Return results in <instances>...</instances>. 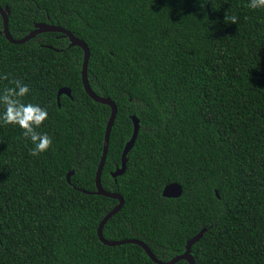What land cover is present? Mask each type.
<instances>
[{"label": "trees", "instance_id": "trees-1", "mask_svg": "<svg viewBox=\"0 0 264 264\" xmlns=\"http://www.w3.org/2000/svg\"><path fill=\"white\" fill-rule=\"evenodd\" d=\"M249 3L0 0L15 39L41 21L82 39L91 89L117 107L101 185L123 205L105 239H140L166 261L205 228L194 264H264V9ZM82 62L61 32L22 43L0 33V93L27 84L23 100L47 110L37 131L53 142L34 156L22 129L0 124V264H157L136 243L98 238L118 202L93 192L111 107L85 91ZM60 87L70 95L58 105ZM131 115L137 136L113 176ZM172 182L182 193L163 196Z\"/></svg>", "mask_w": 264, "mask_h": 264}, {"label": "water", "instance_id": "water-1", "mask_svg": "<svg viewBox=\"0 0 264 264\" xmlns=\"http://www.w3.org/2000/svg\"><path fill=\"white\" fill-rule=\"evenodd\" d=\"M8 13H9V7L8 5H5L4 7H2L0 5V15L2 17V28H0V33H4L5 37L13 42V43H22L27 41L28 39L34 37L37 33H41V32H46V31H58L61 32L62 34L66 35L69 39V46L72 45H77L80 46L83 49V62H82V69H81V80L84 86L85 91L88 93V95L94 99L95 101L101 102V103H105L110 105L111 107V112H110V116L108 119V122L106 124V128H105V134H104V142H103V149H102V154L100 156V160L95 172V186L96 189L95 193L97 194H102L108 197H113L116 198L118 200L117 204L112 207L104 216L103 218L100 220L98 226H97V235L100 241H102L104 244L107 245H119V244H123V243H136L138 245H140L141 247H143V249L146 251V253L148 254V256L157 264H173L176 261L180 260V259H184L188 262V264H194V257L191 253V246L192 244L197 241L201 235L203 234V231L205 228L201 229L198 233H196L195 235H193L192 237H190L189 239H187L185 246H184V251L180 254H177L175 256H173L171 259L163 261L158 259L154 253L151 251V249L147 246L146 243H144L142 240L137 239V238H124V239H120V240H108L105 239L102 236V228L105 224V222L113 215L115 214L123 205V198L122 196L117 193V192H110V191H106L103 189L102 185H101V172H102V168L106 159V154H107V149H108V142H109V135H110V131H111V126L113 124L114 118H115V114H116V110L117 107L115 105V103L106 96H100L97 95L90 87L89 85V81L87 78V63H88V58H89V48L87 46V44L80 38L76 37L75 35H73L69 30L65 29L62 26L56 25V24H51V23H47V22H36L34 24V28L32 30H30L26 35H24L21 38L15 39L12 37V35L10 34L9 28H8ZM65 93L67 95H70V89L68 87H60L58 89L57 92V98H58V105H59V96ZM131 119H132V123H133V130H132V134L130 139L125 143L122 153H121V164L119 167H116V169L111 173L113 176H117L120 175L124 172L125 167H126V160H127V152L130 150V148L133 146L134 141L136 139L137 136V132L139 129V119L135 116V115H131ZM74 171L71 170L67 173V180L69 181V176L73 173ZM87 192V191H86ZM182 193V187L180 184L172 182V183H168L164 186L163 190H162V195L163 196H167V197H177Z\"/></svg>", "mask_w": 264, "mask_h": 264}, {"label": "clouds", "instance_id": "clouds-1", "mask_svg": "<svg viewBox=\"0 0 264 264\" xmlns=\"http://www.w3.org/2000/svg\"><path fill=\"white\" fill-rule=\"evenodd\" d=\"M249 7L264 9V0H250ZM29 93V86L20 82H15V87L6 88L0 93V106L3 107L0 112V124L15 125L22 129L24 137L34 145L31 154L36 156L47 152L53 142L47 133L37 131L49 118V114L37 104L24 102L23 98Z\"/></svg>", "mask_w": 264, "mask_h": 264}]
</instances>
